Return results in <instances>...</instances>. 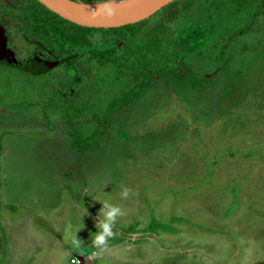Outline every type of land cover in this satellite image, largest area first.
<instances>
[{
  "label": "rangeland",
  "instance_id": "1",
  "mask_svg": "<svg viewBox=\"0 0 264 264\" xmlns=\"http://www.w3.org/2000/svg\"><path fill=\"white\" fill-rule=\"evenodd\" d=\"M89 37L74 78L22 70L38 48L16 27L5 42L0 264H89L104 203L123 215L102 253L128 264L264 262V0H175L130 40ZM138 86L81 155L71 124L89 136Z\"/></svg>",
  "mask_w": 264,
  "mask_h": 264
},
{
  "label": "trees",
  "instance_id": "2",
  "mask_svg": "<svg viewBox=\"0 0 264 264\" xmlns=\"http://www.w3.org/2000/svg\"><path fill=\"white\" fill-rule=\"evenodd\" d=\"M80 1L96 3L105 0ZM0 16L8 25L7 38H11V29L16 27L26 42L29 41L38 48L31 58L30 66L28 68L20 67L22 70L31 75L46 73L49 68L37 60L41 51L46 54L48 60L56 62L55 64H51L52 67L65 64L70 69L73 78L77 76L73 68L79 51L83 47L91 45L89 37L91 32H101L103 36L114 37L116 41H127L139 34L149 20L147 18L120 27L92 28L65 19L43 5L39 0H15L14 3L0 0ZM93 53L96 57L108 59L113 50L94 49ZM4 56V53L0 51V65L14 67V65H11L9 61L3 58ZM168 71L172 73L177 83L189 77L187 73L186 76H180L177 69H168ZM142 88V86H138L124 93L120 98L112 99L104 114L103 124L96 128L89 136L84 137L75 128L74 124H71L70 132L73 143L81 155H84L90 148L99 146L100 138L109 127L111 114L115 113L120 106L130 104L138 98ZM81 113L82 109L77 108L76 114L80 115ZM65 117L70 121L73 119V112L70 106L65 112Z\"/></svg>",
  "mask_w": 264,
  "mask_h": 264
},
{
  "label": "water",
  "instance_id": "3",
  "mask_svg": "<svg viewBox=\"0 0 264 264\" xmlns=\"http://www.w3.org/2000/svg\"><path fill=\"white\" fill-rule=\"evenodd\" d=\"M39 1L58 15L80 25L92 28H111L136 23L150 18L164 6L175 0H120L118 8L115 9L114 15L111 17L100 16L87 8L88 5L102 2L85 3L80 0ZM0 35H2L0 39V51L5 54V52H7L5 48L6 38L4 36V30L1 27ZM45 65L48 68L50 67L47 62Z\"/></svg>",
  "mask_w": 264,
  "mask_h": 264
},
{
  "label": "clouds",
  "instance_id": "4",
  "mask_svg": "<svg viewBox=\"0 0 264 264\" xmlns=\"http://www.w3.org/2000/svg\"><path fill=\"white\" fill-rule=\"evenodd\" d=\"M113 0H105L101 5H98V9L102 15L111 17L114 15V8L112 7ZM127 195V193H125ZM123 215L119 206L111 203L103 204V220L100 221V230L95 235L94 247L96 254L102 253L108 246L109 240L114 236L113 226L116 218ZM79 246V245H77Z\"/></svg>",
  "mask_w": 264,
  "mask_h": 264
},
{
  "label": "crops",
  "instance_id": "5",
  "mask_svg": "<svg viewBox=\"0 0 264 264\" xmlns=\"http://www.w3.org/2000/svg\"><path fill=\"white\" fill-rule=\"evenodd\" d=\"M106 254L107 255H104V253H99V254L96 255V251L92 250V251L88 252L86 254V256L88 257L89 264H111V260H115V261H118V262L120 261V260H118V258L116 256L121 257V255H123V254H120V253H119V255H117V254L111 255L109 253H106ZM95 255L97 257H95ZM92 256H93V258H97L96 261H95V259L94 260L92 259ZM84 258L85 257H79V256L72 257L71 260H70V263L71 264H85L84 263V260H85ZM72 259H76V262H72ZM120 262L124 263V264H128L127 262H129V261H126V259H124V261H120ZM261 264H264V262H261Z\"/></svg>",
  "mask_w": 264,
  "mask_h": 264
},
{
  "label": "bare ground",
  "instance_id": "6",
  "mask_svg": "<svg viewBox=\"0 0 264 264\" xmlns=\"http://www.w3.org/2000/svg\"><path fill=\"white\" fill-rule=\"evenodd\" d=\"M104 2L102 3H97V4H94V5H88L87 8L92 10L94 13L100 15V16H106V15H102L98 9V5H101L103 4ZM120 3V0H113L112 2V7L115 9L118 8V4ZM107 17V16H106Z\"/></svg>",
  "mask_w": 264,
  "mask_h": 264
},
{
  "label": "flooded vegetation",
  "instance_id": "7",
  "mask_svg": "<svg viewBox=\"0 0 264 264\" xmlns=\"http://www.w3.org/2000/svg\"><path fill=\"white\" fill-rule=\"evenodd\" d=\"M4 36H6V41L8 40V42H9V38H7V29L4 31ZM87 47V46H86ZM37 60L42 64V65H44V66H46L45 64H46V62L47 61H44V60H41V59H39V58H37ZM30 63H31V61H30ZM48 64H49V62H47ZM50 65V67H49V69L50 68H53L52 66H51V64H49ZM47 67V66H46Z\"/></svg>",
  "mask_w": 264,
  "mask_h": 264
},
{
  "label": "built area",
  "instance_id": "8",
  "mask_svg": "<svg viewBox=\"0 0 264 264\" xmlns=\"http://www.w3.org/2000/svg\"><path fill=\"white\" fill-rule=\"evenodd\" d=\"M72 262H76V259H72Z\"/></svg>",
  "mask_w": 264,
  "mask_h": 264
}]
</instances>
